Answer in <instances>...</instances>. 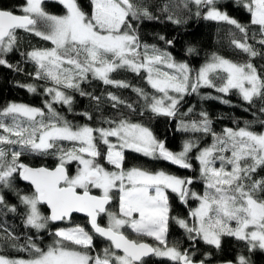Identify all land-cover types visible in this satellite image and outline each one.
Masks as SVG:
<instances>
[{"label":"snow or ice","instance_id":"1","mask_svg":"<svg viewBox=\"0 0 264 264\" xmlns=\"http://www.w3.org/2000/svg\"><path fill=\"white\" fill-rule=\"evenodd\" d=\"M220 2L180 0L176 5L165 3L154 12L149 0H88L89 12L79 0H58L65 10L61 15L49 13L45 0H24L18 6L21 14L0 8V66L20 71L6 59L18 48V30L51 44L20 53L35 65L34 73L29 75L44 83L19 86L30 93L42 88L51 97L44 108L13 102L0 109V210L4 214L18 210L6 202L3 190L7 189L15 191L24 207L26 228L46 231L52 222H70L74 213L84 214L91 228L89 231L73 225L50 231L53 241L46 249L34 243L32 237L18 244L19 238L8 232L11 246L28 252L29 258L0 254V264H148L147 258L153 256L173 264H205L204 260H194L195 253L169 243L173 222L193 242L203 241L220 249L222 239L231 237L243 242L249 252H264V177L255 178L258 170L264 169V131L252 130L251 122L218 133L209 114L201 111L200 119H181L177 130L211 136V143L200 147L199 137L190 138L174 152L149 127L123 115L104 119L109 127L94 128L74 125L53 107L61 104L72 112L74 96L70 93L89 96L99 104L100 97L84 91L82 84L97 80L128 88L127 81L112 75L124 70L138 76L143 72L147 85L154 90L150 93L132 87L143 101L140 115L148 111L154 116L176 118L185 97L200 95L202 88L221 94L202 99L230 104L224 97L235 93L250 107L259 103L258 110L264 114V72L253 63L257 56L264 57V51L249 43L253 40L264 46V0H235L250 14V25L256 26L255 30L222 11ZM173 7L182 8L189 17L194 14L229 25L231 46L248 59L236 62L212 53L194 69L175 60L167 50L142 42L139 28L145 21L158 22L163 15L173 24L186 22L172 11ZM159 39L173 43L163 36ZM193 51L188 48L189 53ZM107 99L113 109L123 105L132 113L138 111L112 92ZM192 111L189 108L182 115ZM82 115L92 119L87 112ZM260 124L264 126V120ZM126 152L188 170L193 169L195 159L198 176L180 177L140 166L126 168ZM23 155H53L57 163L54 168L32 167L21 161ZM102 160L111 168L105 167ZM73 164L75 171L70 173ZM17 177L32 186L30 194L15 189L13 181ZM197 180L203 184L202 193L192 188ZM169 193L185 206L196 202L195 207H189L188 218L172 215ZM113 201L115 209L111 207ZM42 205L50 210L47 215L41 211ZM102 217L107 218L106 225L99 222ZM125 229L137 238H129ZM94 234L109 242L98 254H94ZM236 264L252 262L250 257L238 255Z\"/></svg>","mask_w":264,"mask_h":264},{"label":"trees","instance_id":"2","mask_svg":"<svg viewBox=\"0 0 264 264\" xmlns=\"http://www.w3.org/2000/svg\"><path fill=\"white\" fill-rule=\"evenodd\" d=\"M86 11H91L88 0H79ZM180 0H149L152 10L155 12L159 7L165 3L171 5L179 4ZM24 0H0V8L14 10L17 14L19 12V5H22ZM45 8L49 13L64 14V8L57 0H45ZM220 7L222 11H226L229 16L237 19L242 24L249 25L255 30L256 26L250 25V14L241 6L235 3V0H221ZM172 11L186 22L182 24H173L164 19L161 15L160 21H145L140 25L139 34L142 42L148 44H155L161 49H165L172 54L175 60L186 62L192 68H199L206 59L212 54L217 53L221 56L229 58L236 62H243L248 59L247 55L235 49L230 44L229 25L225 23H218L214 21L204 20L202 17H196L194 14L190 17L182 8L173 7ZM195 11L193 7V12ZM159 14V13H157ZM18 48L12 54H9L6 59L14 66H17L20 71L10 69L5 66H0V109L5 107L10 102H21L26 105L44 108V102L50 100L49 96L43 93L42 88H38L37 93H30L26 88L20 87L21 84L36 83L43 84V81H37L30 76L29 73H34L35 65L27 61L20 53H26L33 48L51 47L50 42L44 41L33 34L18 30ZM160 36L165 37L166 40H171V45L166 44L165 40L159 39ZM237 36L240 34L237 32ZM257 36V40H259ZM249 43L254 44L258 51H264V46L253 40ZM194 49L192 53L188 52V48ZM253 63L259 70L264 72V57L257 56ZM113 78L117 80L127 81L130 85L128 88H117L111 85H104L101 81L90 80L88 83L82 84L84 91L91 93L92 96L100 97V102L91 99L89 96L81 97L79 93H70L74 96L73 111L68 112L67 107L61 104H54L53 107L63 114L74 125H89L92 127H109L108 124L103 123L104 119H118L121 115L130 118L133 122H139L144 126L149 127L154 135L165 142L166 147L174 152L181 150L182 143L186 139L199 137L200 147L211 143V136H203L200 133L182 132L177 130V125L181 119L190 121L193 119H200L199 113L205 111L212 119V127L216 132H222L224 128L243 127L245 122H251V128L255 131H264V126L260 124L264 120V114L259 112L260 104L250 107L241 98L232 93L225 96V99L231 101L230 104H223L217 99H202V96H218L213 89L202 88L200 95L192 94L186 96L181 103L179 113L176 118L165 116H154L152 113L145 111L144 115L139 114V107L143 105L136 93L132 91V87L144 88L148 92H154L153 89L147 85L142 72L141 75H136L132 72L121 70L113 73ZM112 92L121 99L132 103L138 109L137 112L132 113L123 105L117 109H113L111 102L107 99V94ZM189 108L193 111L186 116L182 115L187 112ZM247 109V111L245 110ZM46 110V109H45ZM89 113L92 119H87L82 113ZM194 150L191 154L195 156ZM21 161L30 166H45L52 167L57 163V159L53 155L39 156V155H23ZM104 163V161H101ZM193 169H182L178 166L172 165L166 161H154L147 157L132 152H126L125 167L140 166L150 170L163 169L166 172L173 173L180 177H196L198 176V162L193 159ZM107 168L110 165L104 163ZM74 171V165L69 166V172ZM264 177V169H259L256 177ZM15 189H18L24 194H30L32 191L27 184L19 181L18 177L13 181ZM192 188L194 191L200 192L203 189V184L197 180ZM98 194L97 190H93ZM6 202L8 205H16L17 212H7L4 214L0 210V254L10 258H29L28 252L19 251L17 248L11 246L7 233L11 232L18 237V244H24L28 237H32L33 242L41 248H47L53 241V236L49 232H54L57 228H66L73 225H81L89 230L86 220L83 216L73 214L71 221H60L58 223H50L49 230L37 232L35 229L26 228L24 226V207L20 204L15 191L7 189L3 190ZM170 203L172 205V215L187 218L189 207H194L196 202L190 201L189 206L181 204L174 194L169 193ZM116 201L111 205L115 209ZM41 211L46 215L45 208L41 206ZM99 222L104 224V217ZM7 229V232L5 231ZM90 231V230H89ZM126 235L131 239H136V235L129 229L124 230ZM146 242L154 244L151 238H144ZM169 243H177L180 250L187 249L189 253H195L194 260H204L205 264L211 262H220L231 260L236 262L238 255H245L250 257L252 264H264V252L253 251L249 252L243 242L237 241L231 237H224L222 239V246L216 249L213 246L206 245L203 241L193 242L187 238V234L174 222L171 223L168 236ZM108 241L94 235L95 252L98 254L102 249L108 246ZM148 264H173L167 259L149 257Z\"/></svg>","mask_w":264,"mask_h":264},{"label":"water","instance_id":"3","mask_svg":"<svg viewBox=\"0 0 264 264\" xmlns=\"http://www.w3.org/2000/svg\"><path fill=\"white\" fill-rule=\"evenodd\" d=\"M24 163V162H23ZM56 165V164H55ZM55 165L54 166H52V167H48V168H54L55 167ZM30 166V165H29ZM42 165H39V166H32V167H41ZM45 167V166H44ZM19 179V178H18ZM19 181L20 182H22V183H24V184H27L29 187H30V189H31V191H32V186L30 185V184H28L27 182H25V181H22L21 179H19ZM95 194V193H94ZM44 208H45V211H46V215L49 213V209L47 208V206H44V205H42ZM74 214H76V215H79V216H83L84 218H85V220H86V224H87V226H88V228H89V230L91 231V228H90V225L88 224V222H87V217L84 215V214H81V213H74ZM58 222H60V221H57V222H52V223H58ZM95 235V234H94ZM96 236H98V235H96ZM99 237V236H98ZM99 238H101V237H99ZM101 239H103V238H101ZM105 240V239H104ZM107 241V240H106ZM227 261H231V260H226V261H220V262H211V263H207V264H226V262ZM233 262V264H236V262H234V261H232Z\"/></svg>","mask_w":264,"mask_h":264},{"label":"rangeland","instance_id":"4","mask_svg":"<svg viewBox=\"0 0 264 264\" xmlns=\"http://www.w3.org/2000/svg\"><path fill=\"white\" fill-rule=\"evenodd\" d=\"M58 1V0H57ZM51 14H54V13H51ZM58 15V14H57ZM48 86H51L50 84L48 85ZM50 99H51V97H49ZM10 103H13V102H10ZM15 103H21V102H15ZM9 104V103H8ZM7 104V105H8ZM22 104H24V103H22ZM110 139H112L113 141L115 140V138H110ZM204 147V146H203ZM195 155H196V153H195ZM105 163V162H104ZM198 164V163H197ZM74 165V171H75V164H73ZM106 167V166H105ZM110 169V168H109ZM158 170V169H157ZM198 170H199V165H198ZM74 171L72 172V173H74ZM169 173V172H168ZM171 174H173V173H171ZM175 175V174H174ZM178 176V175H177ZM203 190L204 189H202V191H201V193L203 192ZM97 192H98V190H97ZM195 206H196V204H195ZM194 206V207H195ZM115 207H116V205H115ZM104 225H106V223H107V218L106 217H104ZM130 230V229H129ZM131 231V230H130ZM153 243H155V241H153ZM23 259H28V258H23Z\"/></svg>","mask_w":264,"mask_h":264},{"label":"flooded vegetation","instance_id":"5","mask_svg":"<svg viewBox=\"0 0 264 264\" xmlns=\"http://www.w3.org/2000/svg\"><path fill=\"white\" fill-rule=\"evenodd\" d=\"M187 218H188V213H187ZM102 225H104V224H102ZM181 251H184V250H181Z\"/></svg>","mask_w":264,"mask_h":264}]
</instances>
